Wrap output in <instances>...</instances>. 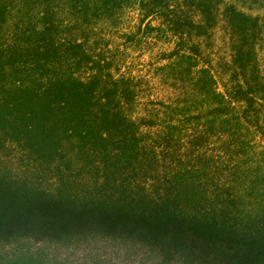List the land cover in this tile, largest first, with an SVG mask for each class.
Instances as JSON below:
<instances>
[{"label": "trees", "instance_id": "trees-1", "mask_svg": "<svg viewBox=\"0 0 264 264\" xmlns=\"http://www.w3.org/2000/svg\"><path fill=\"white\" fill-rule=\"evenodd\" d=\"M0 264H264V0H0Z\"/></svg>", "mask_w": 264, "mask_h": 264}, {"label": "rangeland", "instance_id": "rangeland-1", "mask_svg": "<svg viewBox=\"0 0 264 264\" xmlns=\"http://www.w3.org/2000/svg\"><path fill=\"white\" fill-rule=\"evenodd\" d=\"M151 47L154 48V50H158L161 47V44L157 45L156 43H152ZM148 53L149 52H146L141 60H149ZM141 71L143 75L146 76V80L148 81V92L147 97L145 98L146 100L148 98L151 100L167 99L172 95L166 86L162 85L159 80H156L152 68H149L147 65H143Z\"/></svg>", "mask_w": 264, "mask_h": 264}]
</instances>
